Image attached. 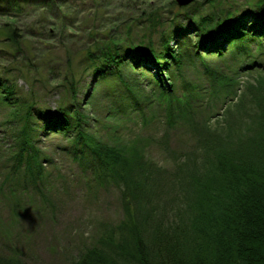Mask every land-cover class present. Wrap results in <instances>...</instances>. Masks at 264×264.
<instances>
[{"label": "trees", "instance_id": "16d2710c", "mask_svg": "<svg viewBox=\"0 0 264 264\" xmlns=\"http://www.w3.org/2000/svg\"><path fill=\"white\" fill-rule=\"evenodd\" d=\"M17 1L0 0V6ZM203 2L152 8L128 33L138 23L140 32L121 40L108 33L93 40L81 58L90 85L116 78L134 102L150 87L165 96L160 99L167 103L169 125L182 121L194 139L188 156L170 170L156 168L133 148L89 134L82 110L87 103L82 108L76 99L74 71L63 78L69 80L66 96L52 107L20 89L0 67V132L11 139L10 174L38 188L49 159L36 145L60 133L67 137L63 150L92 180L118 188L126 199L125 218L104 227L70 264H264V78L241 85L210 61H242L238 72L263 69L264 0ZM9 40L15 42L13 31ZM197 63L208 85L178 83ZM197 94L224 98L222 120L193 119L189 110ZM4 247L0 264H28L20 251Z\"/></svg>", "mask_w": 264, "mask_h": 264}, {"label": "rangeland", "instance_id": "374dc122", "mask_svg": "<svg viewBox=\"0 0 264 264\" xmlns=\"http://www.w3.org/2000/svg\"><path fill=\"white\" fill-rule=\"evenodd\" d=\"M178 1L18 0L0 6V67L9 71L20 89L44 99L52 107L66 96L65 83L69 80L63 78L74 71L75 79H79L76 99L82 108L87 103L82 110L89 119V134L109 145L133 148L156 168L170 170L188 156L194 139L182 121L169 125L165 115L167 103L160 99L165 96L151 87L144 90L137 86L135 91L144 92L142 101L134 102L116 78L90 85L92 78L82 70L81 58L93 40L108 33L118 40L129 39V35L141 31L142 25L138 23L136 30L128 33L136 19L142 21L140 16L152 8L177 7ZM12 31L15 42L9 40ZM210 61L232 78H238L241 85L264 78V67L238 72L242 61ZM202 71L197 63L183 71L178 83L204 88L208 81ZM86 89L88 94H84ZM181 89L177 91L178 98ZM203 95L197 94L193 99L189 114L196 122L222 120L227 107L224 98L209 99ZM232 100L237 101V97ZM10 143V135L0 132V253L6 254L4 245H10L24 255L28 264H70L81 249L95 243L104 227L116 226L125 218L126 199L122 191L96 184L63 150L67 137L50 133L36 145L49 161H44V176L34 189L23 184L21 177L10 174Z\"/></svg>", "mask_w": 264, "mask_h": 264}, {"label": "water", "instance_id": "95a60500", "mask_svg": "<svg viewBox=\"0 0 264 264\" xmlns=\"http://www.w3.org/2000/svg\"><path fill=\"white\" fill-rule=\"evenodd\" d=\"M190 0H179L177 3L179 4V6H183V5H186L187 3H189Z\"/></svg>", "mask_w": 264, "mask_h": 264}]
</instances>
